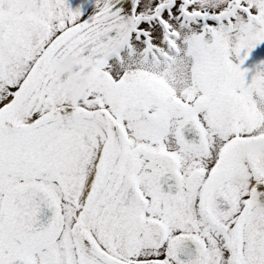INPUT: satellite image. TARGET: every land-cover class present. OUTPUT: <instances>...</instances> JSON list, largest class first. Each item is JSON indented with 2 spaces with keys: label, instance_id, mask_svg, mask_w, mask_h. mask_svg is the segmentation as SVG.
<instances>
[{
  "label": "snow or ice",
  "instance_id": "1",
  "mask_svg": "<svg viewBox=\"0 0 264 264\" xmlns=\"http://www.w3.org/2000/svg\"><path fill=\"white\" fill-rule=\"evenodd\" d=\"M0 264H264V0H0Z\"/></svg>",
  "mask_w": 264,
  "mask_h": 264
},
{
  "label": "clouds",
  "instance_id": "2",
  "mask_svg": "<svg viewBox=\"0 0 264 264\" xmlns=\"http://www.w3.org/2000/svg\"><path fill=\"white\" fill-rule=\"evenodd\" d=\"M58 70L61 72V73H64V72H67L70 70V67L65 65V66H58ZM246 150H251V151H257L259 150V146H256V145H252V146H249L248 149Z\"/></svg>",
  "mask_w": 264,
  "mask_h": 264
},
{
  "label": "flooded vegetation",
  "instance_id": "3",
  "mask_svg": "<svg viewBox=\"0 0 264 264\" xmlns=\"http://www.w3.org/2000/svg\"><path fill=\"white\" fill-rule=\"evenodd\" d=\"M70 71V70H69Z\"/></svg>",
  "mask_w": 264,
  "mask_h": 264
}]
</instances>
